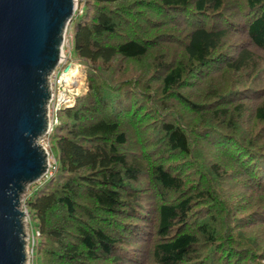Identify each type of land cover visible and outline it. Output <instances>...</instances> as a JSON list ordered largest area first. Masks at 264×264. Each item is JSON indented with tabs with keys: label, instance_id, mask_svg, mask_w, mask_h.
<instances>
[{
	"label": "trees",
	"instance_id": "trees-1",
	"mask_svg": "<svg viewBox=\"0 0 264 264\" xmlns=\"http://www.w3.org/2000/svg\"><path fill=\"white\" fill-rule=\"evenodd\" d=\"M71 33L32 264H264V0H80Z\"/></svg>",
	"mask_w": 264,
	"mask_h": 264
},
{
	"label": "water",
	"instance_id": "water-1",
	"mask_svg": "<svg viewBox=\"0 0 264 264\" xmlns=\"http://www.w3.org/2000/svg\"><path fill=\"white\" fill-rule=\"evenodd\" d=\"M76 0H0V264H29L21 208L48 174L49 79L63 57Z\"/></svg>",
	"mask_w": 264,
	"mask_h": 264
},
{
	"label": "built area",
	"instance_id": "built-area-1",
	"mask_svg": "<svg viewBox=\"0 0 264 264\" xmlns=\"http://www.w3.org/2000/svg\"><path fill=\"white\" fill-rule=\"evenodd\" d=\"M77 8V6H76ZM68 59L66 60L65 56H63L60 60L59 66L60 69L57 72H54L50 79V90H51V97L49 100V104L47 106L48 109V130L44 136H42L39 139V144L44 147L47 152H48V147H49V136L51 133L54 131V129L59 125V117L58 114L66 108H71L75 105L76 103V98L80 96V91L78 92L75 89V84L82 78V74L80 73V65H77L74 61L70 60V63H67ZM58 66V67H59ZM67 67V68H65ZM75 68L78 70V75L76 78L67 80L68 79V72ZM50 154L48 153V163H49V168H50ZM55 161L53 162V165H51V169L53 167L54 169ZM49 171V169H48ZM51 174V172L49 173ZM46 177H48V175ZM45 177V178H46ZM26 212V210H25ZM27 214V212H26ZM39 234H36V237H38ZM27 244H28V258L30 256V253L32 255V248L34 245V236L32 235L31 237V243L29 242V235L27 234ZM30 249V250H29Z\"/></svg>",
	"mask_w": 264,
	"mask_h": 264
},
{
	"label": "rangeland",
	"instance_id": "rangeland-1",
	"mask_svg": "<svg viewBox=\"0 0 264 264\" xmlns=\"http://www.w3.org/2000/svg\"><path fill=\"white\" fill-rule=\"evenodd\" d=\"M76 3H77V8H76L75 14H76V12H77V10L79 8L80 0H76ZM71 34L72 33H71V23H70V25L68 27V30L66 32V35H65V42H64V47H63V56H65L66 60L68 59V61H67L68 64L70 63V60H71V57H70L71 56V45H72ZM76 64L77 65H80L78 63H76ZM80 67L81 68H79L80 69L79 71L82 74V78L80 80H78V82L75 84V89L78 92L80 91V93H86L87 90H88L87 89V81H86V79H87L86 74L87 73H86V70L83 69V67L81 65H80ZM62 68H63V66H62ZM62 68H60V66L57 67V69L55 70V72L59 71ZM65 68H67V67H65ZM48 143H49V141H48ZM48 153L50 154V158H49L50 168L48 166V169H49L48 174H49L51 172V170H52L51 169V165H53V162L55 161L54 158H53V156L50 153V145L48 147ZM35 185H36V183L33 184V185H31V186H29L25 190L24 194L22 195V198H21V208H22L23 211L26 210L25 205H24L25 196L27 195V193H29L30 189H32ZM25 228H26L25 229L26 230V234L29 235V242L31 243L32 230H31V227L29 225V217H28V214H26V216H25ZM30 248H32V246ZM28 259H29V264H32V255H31V253H30V256H29Z\"/></svg>",
	"mask_w": 264,
	"mask_h": 264
},
{
	"label": "bare ground",
	"instance_id": "bare-ground-1",
	"mask_svg": "<svg viewBox=\"0 0 264 264\" xmlns=\"http://www.w3.org/2000/svg\"><path fill=\"white\" fill-rule=\"evenodd\" d=\"M77 6V5H76ZM78 75V70H76L75 68L71 69L69 72H68V79L67 80H71V79H74L76 78Z\"/></svg>",
	"mask_w": 264,
	"mask_h": 264
}]
</instances>
